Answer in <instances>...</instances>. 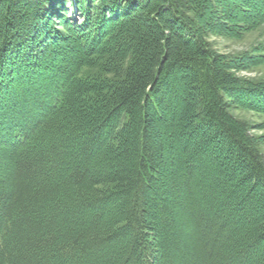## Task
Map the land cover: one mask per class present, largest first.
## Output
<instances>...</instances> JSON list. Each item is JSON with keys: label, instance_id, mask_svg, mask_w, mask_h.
Returning <instances> with one entry per match:
<instances>
[{"label": "trees", "instance_id": "trees-1", "mask_svg": "<svg viewBox=\"0 0 264 264\" xmlns=\"http://www.w3.org/2000/svg\"><path fill=\"white\" fill-rule=\"evenodd\" d=\"M42 1L0 0V264H264V83L206 39L264 0Z\"/></svg>", "mask_w": 264, "mask_h": 264}, {"label": "rangeland", "instance_id": "rangeland-1", "mask_svg": "<svg viewBox=\"0 0 264 264\" xmlns=\"http://www.w3.org/2000/svg\"><path fill=\"white\" fill-rule=\"evenodd\" d=\"M45 1L47 0L42 2L44 3ZM50 1L53 4L60 3L59 0ZM64 5L65 3L63 6ZM227 8V10H230V6H227ZM65 11L67 12V10ZM215 19L223 22V17L220 14H218V17ZM132 22H136L137 24V20H132ZM58 30H64V27L62 25L58 26ZM206 39L220 55L227 57L236 56L238 54L254 56L255 63L253 65L245 70L237 71L235 74L242 79L264 83V24L244 30L238 35L224 36L221 34L208 33ZM232 112L235 116L246 121L251 126L252 133L259 138L260 146L264 153V113L243 108H234Z\"/></svg>", "mask_w": 264, "mask_h": 264}]
</instances>
